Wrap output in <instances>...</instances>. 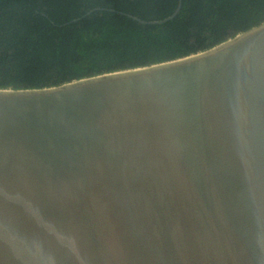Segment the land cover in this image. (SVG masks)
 <instances>
[{"label": "water", "instance_id": "95a60500", "mask_svg": "<svg viewBox=\"0 0 264 264\" xmlns=\"http://www.w3.org/2000/svg\"><path fill=\"white\" fill-rule=\"evenodd\" d=\"M181 6L111 11L155 25ZM0 264H264V22L147 67L0 89Z\"/></svg>", "mask_w": 264, "mask_h": 264}, {"label": "trees", "instance_id": "16d2710c", "mask_svg": "<svg viewBox=\"0 0 264 264\" xmlns=\"http://www.w3.org/2000/svg\"><path fill=\"white\" fill-rule=\"evenodd\" d=\"M0 0V89H41L206 51L264 22V0Z\"/></svg>", "mask_w": 264, "mask_h": 264}, {"label": "flooded vegetation", "instance_id": "af4514ba", "mask_svg": "<svg viewBox=\"0 0 264 264\" xmlns=\"http://www.w3.org/2000/svg\"><path fill=\"white\" fill-rule=\"evenodd\" d=\"M182 1V0H181Z\"/></svg>", "mask_w": 264, "mask_h": 264}]
</instances>
